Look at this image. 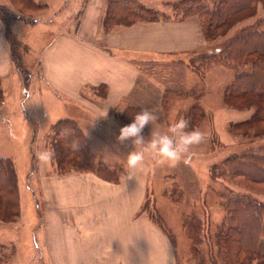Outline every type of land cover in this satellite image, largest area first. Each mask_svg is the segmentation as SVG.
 Returning <instances> with one entry per match:
<instances>
[{
	"label": "crops",
	"instance_id": "crops-1",
	"mask_svg": "<svg viewBox=\"0 0 264 264\" xmlns=\"http://www.w3.org/2000/svg\"><path fill=\"white\" fill-rule=\"evenodd\" d=\"M105 7V0H84L80 14H73L72 22L64 21V27L50 18L31 23L18 18L6 22L0 16V79L9 83L1 118L35 121L38 128L31 137H47L41 123L52 130L58 120L72 119L95 157L104 161L97 157L93 142L101 149L106 148L103 142H119L126 110L153 108L157 86L148 83L151 74L144 69L188 59L192 52L204 54L208 44L196 16L141 19L105 29ZM14 38L24 46V64H34L39 79L31 78L28 87L13 54ZM168 77L171 82L176 76ZM22 92L30 93L27 100L21 98ZM122 145L132 150L130 143ZM118 167L123 169L119 181L92 170L47 179L43 191L54 204L48 235L54 264H179L172 237L152 216L140 212L150 165L143 163L136 170Z\"/></svg>",
	"mask_w": 264,
	"mask_h": 264
},
{
	"label": "rangeland",
	"instance_id": "rangeland-1",
	"mask_svg": "<svg viewBox=\"0 0 264 264\" xmlns=\"http://www.w3.org/2000/svg\"><path fill=\"white\" fill-rule=\"evenodd\" d=\"M14 1L0 0V14L6 19L27 21L20 17L26 15L36 17L37 20L50 18L58 27H64V21L72 22V15L76 13L74 17H77L84 4V0H36L41 4L30 8ZM139 1L153 11V14H145L147 18H182L185 13L184 7L179 5L180 0ZM211 1L207 0V3L213 5ZM190 16H196L199 21V16ZM259 29H264V26ZM232 31L228 29L226 35L218 34L216 39L210 40L206 52L222 46L220 42ZM13 40L16 42L15 38ZM19 42L15 44V58L28 87L32 83L31 78H38L33 70L34 64H24V46ZM193 54L196 53L192 52L188 59L173 63L161 62L144 69L151 74L148 83L157 86L153 87L151 110L159 117L158 128L166 130L171 122L185 118L189 121L190 129H197L204 136L203 141L191 149L194 155L189 164L180 162L176 166L161 165L149 155L144 160L151 169L147 195L140 212L152 216L172 237L178 251L179 264H194L197 258L211 256L214 250L212 234L218 231L217 228L226 217V194L233 187L231 182L221 176L226 158L249 151L251 147L264 145V136H247L235 126L250 116L253 109L236 107L225 101L224 90L234 76L232 69L221 63L199 65L201 60ZM241 69L248 70V67ZM171 74L176 77L169 82L168 76ZM38 80H35V85L39 84ZM8 90L9 83L0 79V105L7 97ZM29 95V92H22L21 98L27 100ZM194 105L202 108L203 116L186 118L188 112L192 113ZM135 108L126 110L131 119L142 107ZM2 114L3 109L0 110V156L12 160L17 168L18 207L11 209L0 198V264H54L52 246L48 243V235L52 233L54 204L52 196L43 191L47 179L60 173L52 130H46V124L41 123L39 127L47 131V137L44 134L31 137L32 131L38 128L35 121H20L21 118L15 117L7 121L9 118H1ZM126 124L124 121L121 125ZM9 126L14 130L15 139L9 135ZM150 131L151 126L144 129L146 138ZM109 141L103 142L105 149L93 142L97 157L105 158L106 161H101L109 165L124 167L131 148ZM44 147L53 149L54 156L48 163L41 164L34 153ZM120 170L123 172V169ZM259 197L264 200V195Z\"/></svg>",
	"mask_w": 264,
	"mask_h": 264
},
{
	"label": "trees",
	"instance_id": "trees-1",
	"mask_svg": "<svg viewBox=\"0 0 264 264\" xmlns=\"http://www.w3.org/2000/svg\"><path fill=\"white\" fill-rule=\"evenodd\" d=\"M16 2L30 8L41 4L33 0ZM105 2L102 20L105 29L154 18L145 16L153 14V11L139 0ZM211 4L213 5L207 3V0L179 2L185 10L182 18L199 16L208 42L219 35H226L228 29L234 30L227 38L222 39V46L198 55L197 58L201 60L199 65L221 63L232 69L234 76L224 90L225 101L236 107L253 109L250 116L235 126L247 136L263 137L264 29L259 27L264 26V12H261L264 10V0H213ZM0 16L4 21H10L1 14ZM20 17L31 23L37 20L36 17L28 15ZM16 42H13L14 48ZM14 51L13 54L16 53ZM241 67H248V70H242ZM166 98L168 99V96ZM191 110L192 113L188 112L186 118L203 116L201 107L194 105ZM122 118L128 124L132 120L127 116V111ZM52 133L54 148L56 147L58 152L57 167L60 173L92 170L108 180H121V168L95 159L89 140L76 121L60 119L53 125ZM73 140L79 141V150L70 147ZM259 146L226 158L221 176L233 185L230 193L226 194V217L217 228L218 231L212 234L215 247L210 253L211 256H201L194 264H264V200L259 197L264 195V145ZM17 182V168L14 162L0 156V198L3 204L11 209L18 207Z\"/></svg>",
	"mask_w": 264,
	"mask_h": 264
},
{
	"label": "clouds",
	"instance_id": "clouds-1",
	"mask_svg": "<svg viewBox=\"0 0 264 264\" xmlns=\"http://www.w3.org/2000/svg\"><path fill=\"white\" fill-rule=\"evenodd\" d=\"M124 107H120V110L123 111ZM158 119V115L152 110L141 108L129 124L119 129L117 136L119 143L132 145V150L127 153L124 164L126 169H141L146 155L151 156L161 165L176 166L180 162L185 164L191 162L194 155L191 149L203 141V133L197 129H190L189 121L185 118H179L171 122L166 130H161L157 126ZM147 126H151V131L146 138L144 129ZM9 135L15 139L11 126H9ZM70 147L79 150V141L73 140ZM34 155L37 161L46 164L54 156V150L44 147L42 150H36ZM131 177L133 176L130 175L129 178Z\"/></svg>",
	"mask_w": 264,
	"mask_h": 264
},
{
	"label": "bare ground",
	"instance_id": "bare-ground-1",
	"mask_svg": "<svg viewBox=\"0 0 264 264\" xmlns=\"http://www.w3.org/2000/svg\"><path fill=\"white\" fill-rule=\"evenodd\" d=\"M140 21V20H139ZM31 52V51H30Z\"/></svg>",
	"mask_w": 264,
	"mask_h": 264
}]
</instances>
